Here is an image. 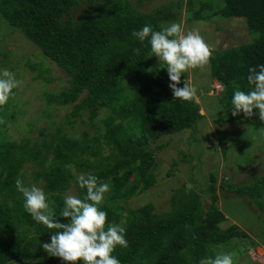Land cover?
Masks as SVG:
<instances>
[{"label":"trees","instance_id":"1","mask_svg":"<svg viewBox=\"0 0 264 264\" xmlns=\"http://www.w3.org/2000/svg\"><path fill=\"white\" fill-rule=\"evenodd\" d=\"M141 1L134 2L139 5ZM182 8L183 18L191 22L246 18L249 40L214 47L207 79L198 86L207 93L208 82L216 81L221 86L217 106L231 109L233 90L250 89L249 67L264 63V0H177L150 11L135 8L129 0H0L1 21L67 75L68 85L61 90H42L47 106L44 116L71 106L69 125L86 112L94 128L93 135L83 130L79 136H71L51 120L37 130L40 139L10 141L3 133L6 121L15 120L16 113L7 110L11 99L0 106V264H58L41 243L50 242L59 229L35 222L24 210L16 189L15 179L19 175L24 182L27 163L33 179L43 180V187L51 193L58 217L72 183L78 197L85 194L75 171L110 184L107 203L99 207L107 213L106 224H121L127 230L128 246L114 252L121 264H199L202 257H215V249H226L233 240H249L252 248L260 244L235 223L222 226L227 218L216 206V191L246 197L263 212L264 175L249 184L226 180L217 187V174L210 172L207 181L174 189L167 211L157 212L151 202L137 208L126 205L156 183L155 151L164 146L157 141L195 129L204 120L195 98L185 102L173 97L165 64H153L147 40L140 42L132 36L145 24L160 30L170 22L179 23ZM38 67L33 79L49 83L52 78L43 75L49 70L41 62ZM186 78L184 73L178 86L183 87ZM53 104L57 106L50 108Z\"/></svg>","mask_w":264,"mask_h":264},{"label":"rangeland","instance_id":"2","mask_svg":"<svg viewBox=\"0 0 264 264\" xmlns=\"http://www.w3.org/2000/svg\"><path fill=\"white\" fill-rule=\"evenodd\" d=\"M129 1L135 8L150 11L156 6H165L177 0H142L139 5L134 2L135 0ZM214 2L215 6L218 5L216 1ZM194 4L197 6V1ZM183 11L184 8L181 9L179 24L184 32H198L211 51L214 47L227 48L249 40L246 18L214 17L211 21L191 22L183 18ZM39 53L40 50L33 43L23 38L18 31H12L11 27L0 19V60L4 61L0 64V69L6 68L13 72L18 81L7 109L13 110L16 118L13 121H6L3 135L10 141H19L24 137L40 139L41 135L37 130L51 120L55 121V125L61 124L71 136H79L83 130L93 135L94 128L87 121L86 112L80 117L72 118L73 122L71 125L68 124L67 116L71 106L53 110L51 117L44 116L47 106L42 90L58 91L68 84L65 71L52 61L41 58ZM151 57L154 59V65L159 63L156 56ZM39 62L49 70V73H43L44 76L49 75L52 78L49 83H42L39 78L33 79L38 72ZM31 65H35V68L30 67ZM207 73L208 64L185 72L187 75L185 81L197 89L195 101L200 106L199 112L204 115V120L195 129L184 130L157 141V144L163 143L164 146L161 150L155 151L156 162L153 171L156 183L147 191L129 199L126 203L129 208H137L151 202L157 212L167 211L174 189L182 186L192 188L197 182L207 181L210 172L217 174V187L226 180L235 185L249 184L255 177L264 175V121L259 119L258 112H253L251 117H246L243 113L233 116L232 109L218 107L216 99L220 95L221 87L216 81L208 82L207 93L198 88L206 81ZM55 106L57 105L53 104L50 108ZM28 125L31 126L30 131ZM107 153L108 151H105L103 155ZM24 168L27 169L25 185L42 181L44 186L43 180L33 179V169L29 163L25 164ZM88 170L91 172L92 168ZM75 173L83 174L76 171ZM109 193L110 191L105 196ZM216 193L218 195L216 206L227 218L222 226L235 223L251 239L260 243L252 248L249 240L237 239L226 245L228 253L233 254L234 264H264V211H260L246 197L238 198L232 193L219 190ZM69 194L78 196L73 183L65 192V195ZM204 196L208 204L207 193ZM104 202L107 203L105 199L102 203ZM226 249H215V255L226 253ZM55 258L58 264H68L58 257Z\"/></svg>","mask_w":264,"mask_h":264},{"label":"clouds","instance_id":"3","mask_svg":"<svg viewBox=\"0 0 264 264\" xmlns=\"http://www.w3.org/2000/svg\"><path fill=\"white\" fill-rule=\"evenodd\" d=\"M132 36L138 41L147 40L152 56L163 61L169 78L173 97L180 101H191L197 96V89L181 77L189 69L208 64L211 50L198 32H184L181 24L170 22L166 27L155 30L145 24ZM250 89L239 87L231 96L232 115L241 113L246 117L258 109V117L264 121V63L249 67L246 77ZM15 74L6 68L0 69V106L8 103L17 88ZM221 87V86H220ZM78 186L85 190L83 198L66 195L59 217L52 207L51 193L43 182L25 185L18 175L15 179L17 191L22 195V206L31 218L48 229H59L50 236V242L41 243V248L51 257H58L68 264H121L114 255L117 247L126 248V228L121 224L107 222V213L99 205L110 191L108 182L99 181L95 175L80 174L75 177ZM199 264H234L233 254L218 253L215 257H202Z\"/></svg>","mask_w":264,"mask_h":264}]
</instances>
